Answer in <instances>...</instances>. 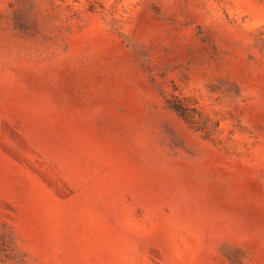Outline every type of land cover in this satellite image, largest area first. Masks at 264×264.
Instances as JSON below:
<instances>
[{
  "label": "rangeland",
  "instance_id": "1",
  "mask_svg": "<svg viewBox=\"0 0 264 264\" xmlns=\"http://www.w3.org/2000/svg\"><path fill=\"white\" fill-rule=\"evenodd\" d=\"M0 264H264V0H0Z\"/></svg>",
  "mask_w": 264,
  "mask_h": 264
}]
</instances>
